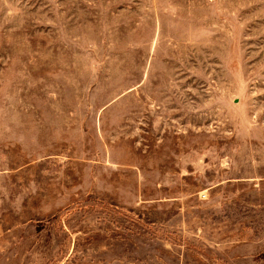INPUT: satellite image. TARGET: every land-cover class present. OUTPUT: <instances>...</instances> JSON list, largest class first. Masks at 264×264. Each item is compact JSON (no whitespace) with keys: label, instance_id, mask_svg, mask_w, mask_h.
<instances>
[{"label":"rangeland","instance_id":"rangeland-1","mask_svg":"<svg viewBox=\"0 0 264 264\" xmlns=\"http://www.w3.org/2000/svg\"><path fill=\"white\" fill-rule=\"evenodd\" d=\"M0 264H264V0H0Z\"/></svg>","mask_w":264,"mask_h":264}]
</instances>
